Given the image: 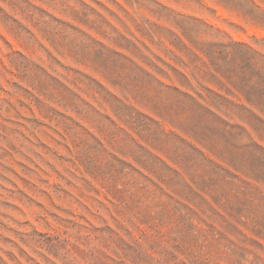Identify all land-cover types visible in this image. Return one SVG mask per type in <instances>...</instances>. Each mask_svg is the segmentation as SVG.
Instances as JSON below:
<instances>
[{
  "label": "rangeland",
  "instance_id": "obj_1",
  "mask_svg": "<svg viewBox=\"0 0 264 264\" xmlns=\"http://www.w3.org/2000/svg\"><path fill=\"white\" fill-rule=\"evenodd\" d=\"M0 264H264V0H0Z\"/></svg>",
  "mask_w": 264,
  "mask_h": 264
}]
</instances>
